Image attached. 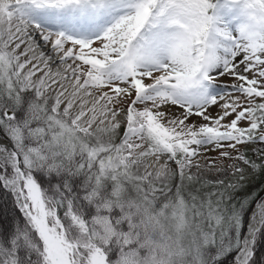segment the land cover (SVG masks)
Returning a JSON list of instances; mask_svg holds the SVG:
<instances>
[{"label":"rangeland","instance_id":"374dc122","mask_svg":"<svg viewBox=\"0 0 264 264\" xmlns=\"http://www.w3.org/2000/svg\"><path fill=\"white\" fill-rule=\"evenodd\" d=\"M72 6L76 17L78 7L92 8L87 11L92 17L95 12L111 17L105 19L103 34L111 28L115 32L125 29L121 34L125 39L121 56L112 63V70L109 67L101 70L106 74L116 71L117 77L125 73L131 61H139L145 51H150L157 36H161L162 43L170 47L174 43L170 32L182 33L187 44L182 51L188 60L186 71L166 76L170 85L163 90L175 103H186L191 107L206 105L207 96L213 93L211 79L227 75L228 63L237 60L234 55L225 53L229 52V45L234 44V37L225 42L214 41L212 33L217 34L214 29L219 28L216 19L234 20V25H227L233 31L243 25L245 17L250 14L249 20L259 22L258 27L264 36V0H216L215 4L211 0H0V80L3 75L8 78L7 85H1L0 81V138L12 143L26 172L32 176L38 172L47 176L50 172L58 174L74 159L81 162L88 157L83 155V149H74L64 143L49 154L46 150L49 141L40 136L37 127L16 119V112L21 109L17 100L19 96L47 101L52 110L55 104L50 97H39V92L35 94L36 89L28 81V74L20 72L15 56L7 50L6 24L10 18H22L34 31L36 24L56 23L63 13L70 16ZM131 14L136 17L126 26ZM158 57L161 62L167 58L165 53ZM234 65L232 71H238L239 63L236 61ZM195 69L197 73L193 75ZM4 87H15L13 91L16 93L8 95ZM6 111L11 113V118L5 117ZM53 112L72 124L64 114ZM127 113L112 114L110 127L96 129L89 135L80 132L90 142L94 154L107 153L105 160L94 165L101 171L102 179L113 183L111 190L105 189L101 183L88 181L87 185L78 187L82 199L93 208L92 216L86 219L74 208L72 200L77 196L69 186L57 185L53 188L54 196L43 195L47 223L49 221L54 234L73 246L71 257L74 262L214 264L226 253L237 251L243 226L246 220L248 222L245 211L250 202L264 195V98L255 101L250 109L251 125L240 124V120L229 132L219 135L199 130L205 143L230 140L234 146H240L241 154L236 157L231 173L226 172L227 162L220 166L213 163L210 167L216 173L198 176L187 171L183 166L189 161L188 150L196 140H178L155 131L148 124L142 130L146 146L133 158L128 157L124 154L129 139ZM210 152L195 153L197 166L202 167L200 159L209 157ZM156 153L182 167L173 170L167 179L157 170L143 171L142 164ZM87 160L91 166L90 159ZM60 162H66L67 166ZM0 169L5 174H14L9 163L5 162ZM115 185L134 189L135 195L142 192V197L152 202L151 206L140 202L142 200L136 202L134 197H121L112 190ZM61 203L65 205L62 215L57 207ZM4 216L0 202V225L5 221ZM22 236L36 254L35 238L26 234ZM111 253L113 258L109 259ZM4 254L3 260L7 261L4 263L12 264L11 250Z\"/></svg>","mask_w":264,"mask_h":264},{"label":"bare ground","instance_id":"6f19581e","mask_svg":"<svg viewBox=\"0 0 264 264\" xmlns=\"http://www.w3.org/2000/svg\"><path fill=\"white\" fill-rule=\"evenodd\" d=\"M73 6L70 16L63 13L56 23L36 24L34 31L22 18H10L6 24L7 50L15 56L20 72L28 74V81L36 89L34 93L39 92V97H50L55 104L53 111L67 116L73 126L85 135L99 128L110 127L112 114L127 111L129 139L124 154L130 158L146 146L142 130L148 124L155 131L178 140H196L190 145L188 152L191 157L183 166L187 171L198 176L216 173L210 166L227 162L226 172L231 173L232 165L237 162L236 157L241 154L240 146H234L230 140L205 143L200 138L199 130L205 129L219 135L229 132L240 120V124L245 126L253 122L250 109L255 101L260 102L264 98V36L258 27L259 22L252 23L248 14L244 24L232 31L227 25H234V20L224 22V19H216L219 28L214 30L218 33H212V37L216 39L214 41L223 42L234 37V44L229 45L230 50L225 53L237 58L238 71H232L236 61L228 63L227 75L211 79L213 93L207 96L206 105L191 107L186 103H175L163 90L170 85L166 76L186 71L188 60L182 51L187 44L182 33L170 32L174 37L170 47L162 43L161 36H157L153 45L155 53L149 63L142 59L131 61L125 73L117 77L116 71L106 74L101 70L104 67L111 69L112 63L121 56V46L125 40L121 34L125 29L115 32L111 28L103 34L102 26L111 17L97 12L92 17L87 13L92 8L88 7H78L79 15L76 17L73 16ZM134 17L131 14L125 25ZM161 53L167 57L163 63L158 58ZM150 66L159 70H152ZM196 73L197 69L193 75ZM208 150L211 151L210 156L200 159L202 167L197 166L195 153ZM5 162L13 167L12 152L0 141V166ZM142 165L143 171L150 173L157 170L166 179L173 170L182 167L176 161L162 159L157 153ZM13 173L7 176L0 169L1 182L13 195L15 205L28 226L40 237L46 261L49 264H71L73 247L52 232L47 223L44 201L38 198L33 180L28 173L25 178L21 177L15 167ZM263 218L264 198L249 213L248 229L242 235L232 264L246 263L253 236Z\"/></svg>","mask_w":264,"mask_h":264},{"label":"trees","instance_id":"16d2710c","mask_svg":"<svg viewBox=\"0 0 264 264\" xmlns=\"http://www.w3.org/2000/svg\"><path fill=\"white\" fill-rule=\"evenodd\" d=\"M0 81L1 85H7L8 78L3 75ZM13 90H16L15 87L12 89L4 87V92L8 95L16 93V91ZM17 100L20 101L19 108L21 109L16 112V119L20 123L26 122L32 127H37L36 131L41 133L40 136H42L44 140L46 139L47 142L49 141L48 148L46 149L49 154L53 153L58 148L60 143H64V145L72 146L74 149H83V155H85V157L87 155V159H90L92 163L91 166L90 162L86 158L82 160L83 162H79L80 160L74 159L73 161H76L74 165L73 161L70 162L69 166L66 165V162H60L64 163L67 168L64 170L60 169L58 174L52 172H50L48 176L42 172L33 174L36 183L40 186L41 192L45 197L50 195L54 196L53 188L57 185L71 187L72 192H74L77 196L75 197L76 200H72L74 208L76 207L78 213L88 219L93 214V208L87 205L84 198L82 199L83 194L81 196V192L78 187H82V185H85L88 181L90 183H101L105 189L111 190L113 183H111L108 179H102L101 171H99L97 166L94 165L95 162L97 164V162L105 160L107 153L102 152V154H94L93 148L91 147L88 139L81 133H77L69 122L65 121L61 116L54 114L47 101H38L33 96L25 95L19 96ZM112 190L123 198L134 197V200L138 203L142 200L140 202H143L146 205L151 206L152 204V202L142 197V192L135 195L133 194L134 189H130L129 187L122 188L115 185ZM0 202L1 208L5 213V221L0 225V264H8L4 263L5 260H3V258L5 259L4 253H7L9 250H11L10 256L13 259L12 264H45L42 258L40 240H38V238L35 237L34 232L27 227L23 216H21L17 206L14 204L13 196L5 190L1 182ZM159 202H161V200H159ZM254 202L255 201L250 202L248 209H246L244 214L245 218L247 213L251 210ZM63 206H65L64 203L58 204L57 206L60 215H62ZM260 227L261 228L254 237L255 239L252 247L253 256L248 264H264V222ZM243 231L244 228L242 233ZM23 234H26L28 237L32 235L35 238L34 241L36 242L38 248L36 249V254L33 249L28 247L29 244H27L26 239L22 238ZM16 245V250L12 251ZM236 252L237 251H231L226 253V255L217 259L214 264H232V258ZM108 256L109 259L113 258L112 253L111 255L108 254Z\"/></svg>","mask_w":264,"mask_h":264},{"label":"water","instance_id":"95a60500","mask_svg":"<svg viewBox=\"0 0 264 264\" xmlns=\"http://www.w3.org/2000/svg\"><path fill=\"white\" fill-rule=\"evenodd\" d=\"M5 117H7V118H11V113L9 112V111H6L5 112ZM0 141H2V143L3 144H6V146L10 149V151L12 152V162H13V166L17 169V171H18V173L21 175V177H23V178H25L26 177V172H25V169H24V167H23V164H22V162H21V160H20V157H19V154H18V152L17 151H15L14 150V148H13V146H12V144L10 143V141H8V140H6V139H4V140H0ZM31 179L33 180V178L31 177ZM33 184H34V186H35V188H36V194H38V198H41V193H40V190H39V188H38V185L33 181L32 182ZM264 198V197H263ZM259 203H262V200L259 202ZM248 224H246V231L245 232H247V229H248V226H247ZM31 227V226H30ZM259 227V226H258ZM32 228V227H31ZM257 229H259V228H257ZM32 230H33V228H32ZM34 231V230H33ZM38 237V236H37ZM40 238V237H39ZM253 244V243H252ZM252 244H251V246H250V249H251V247H252ZM252 255H253V251H252V249H251V251H250V255L248 256V258H247V261H246V263L245 264H248V262L250 261V259H251V257H252ZM235 259V256H234V258L232 259V261ZM234 262V261H233Z\"/></svg>","mask_w":264,"mask_h":264}]
</instances>
